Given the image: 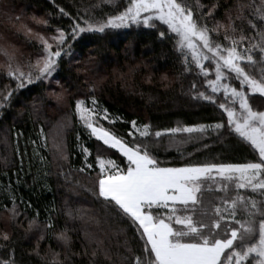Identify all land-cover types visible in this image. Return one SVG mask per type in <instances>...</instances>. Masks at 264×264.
I'll return each instance as SVG.
<instances>
[{"label": "trees", "instance_id": "1", "mask_svg": "<svg viewBox=\"0 0 264 264\" xmlns=\"http://www.w3.org/2000/svg\"><path fill=\"white\" fill-rule=\"evenodd\" d=\"M128 2L0 0V37L6 34L1 29L5 22L17 24L23 16L27 18L24 31L7 29L12 30L10 35L21 39L22 57L14 54L9 61L4 50H0L3 105L0 106V220L5 212L11 215L7 227L0 221V260L11 258L15 264H45L41 256L47 252L50 258L53 249L63 256V244L56 238L61 231L72 237V251L76 253L69 264H135V256L147 255L136 226L98 194L100 173L95 157L101 143L79 120L77 100L92 104L95 98L98 108H106L110 118H117L114 124L102 119L99 122L129 142L142 139L131 127L133 120L138 126L149 124L152 132L160 131V137L148 140L150 150L162 166L244 163L258 159L250 145L226 123L227 114L218 106L222 93L215 94V104L199 95L211 94L207 80L194 63L185 61L175 34L168 31L164 37L160 36L166 25L157 21L156 28L133 24L128 28L106 29L104 33L73 34L75 25L86 27L85 21L118 15ZM185 2L192 6L197 17L217 5L212 16L204 17L209 28L214 26V18L228 23V15L249 36H256L264 28L255 10L264 0ZM248 4L254 7L245 8L243 16L247 19L236 18L238 7ZM39 20H46L47 24ZM249 20L258 28L253 29ZM27 28L33 30L31 34ZM57 30L67 36L54 76L58 87L67 91L66 99L51 95L57 87L39 79L17 89V81L7 74L8 64L28 71V64H34L42 50L35 34L56 35ZM212 35L228 44L223 30L219 36ZM253 54L259 56L258 52ZM205 65L210 67L208 78H214V62L206 61ZM248 70L260 78L259 63ZM234 83L241 87L239 81ZM244 90L248 91L246 87ZM7 92L12 95L5 99ZM249 102L254 110L264 111V95L249 92ZM218 123L225 126L217 129ZM200 125L210 127L191 136L168 131ZM83 147L90 154L82 151ZM108 153L121 168L126 165V158L116 150L108 149ZM213 187L216 190L206 193V201L219 203L224 193ZM245 192L260 199L258 193ZM41 235L43 240L39 239ZM37 244L41 256L36 255ZM93 250H97L94 257Z\"/></svg>", "mask_w": 264, "mask_h": 264}, {"label": "snow or ice", "instance_id": "2", "mask_svg": "<svg viewBox=\"0 0 264 264\" xmlns=\"http://www.w3.org/2000/svg\"><path fill=\"white\" fill-rule=\"evenodd\" d=\"M216 7L212 5L206 14L197 17L185 0H129L118 15L95 22L85 21L86 27L77 24L72 28L73 34L79 35L86 31L104 33L106 29L128 28L133 24L156 28L157 21L166 25L167 28L159 32L160 36L164 37L168 31L175 34L176 45L185 61L194 63L207 80L211 94L200 92L199 95L215 104V94L222 93L218 106L227 114L226 123L258 156L257 160L244 163L162 166L150 150L148 140L160 137V131L152 132L149 124L138 126L133 120L131 127L142 139L129 142L99 122L102 119L114 124L117 118H110L106 108H98L95 98L92 106H86L83 99L77 100L75 106L81 121L90 135L102 142L97 146L95 157L100 173L98 194L131 220L144 241L147 255L135 256V264H264V111L254 110L249 102V92L264 95V59H260L264 57V28L256 36H249L243 27L235 25L232 15H228V23L214 18V26L209 28L204 17L212 16ZM253 7L252 4L240 5L236 18L247 19L243 16L244 10ZM255 10L264 24V2ZM38 22L47 24L46 20ZM248 23L253 29L258 28L251 20ZM221 30L227 45L212 35L219 36ZM32 31L27 28L29 34ZM57 31L59 35L50 38L35 34L46 55L35 64L29 63L28 71L8 64L7 74L17 81V89L34 79H47L56 71L67 39L64 31ZM255 52L259 56L254 55ZM4 54L9 61L14 59L7 49ZM206 61L214 62V78H208L210 67H206ZM258 63L260 78L248 70ZM235 81H239L241 87L238 88ZM11 95L7 92L5 99ZM224 126L218 123L215 128ZM209 127H178L168 131L204 133ZM108 149H115L126 158L123 168L111 158ZM82 151L90 154L86 147ZM214 185L224 193L219 203L206 201V193L216 190ZM240 190L258 193L260 199ZM3 238L8 239L7 233ZM56 238L63 244V256L55 249L50 258L47 252L41 256L39 244L36 255L41 256L45 264H69L71 256L76 255L72 251V237L67 231H61ZM39 239L43 240V235ZM96 254L97 250H93L92 256ZM0 264H15V260L3 259Z\"/></svg>", "mask_w": 264, "mask_h": 264}, {"label": "rangeland", "instance_id": "3", "mask_svg": "<svg viewBox=\"0 0 264 264\" xmlns=\"http://www.w3.org/2000/svg\"><path fill=\"white\" fill-rule=\"evenodd\" d=\"M26 21H27V18L26 17H24L23 16V18H22V20H21V22L20 23H17V24H13V23H8V22H5L3 25H2V27H1V29H2V33H6L5 35H3L2 37H0V50L1 49H3V50H5V49H7V51L11 54V55H14V54H16V55H19L20 57H22L21 56V44H22V42H21V39H18V38H15V37H13L12 35H10L11 34V31L12 30H7V29H16L17 31H19V32H21V31H24V29H25V24H26ZM9 33V34H8ZM59 35V33H56V35H54V34H52V35H50L49 36V34L48 35H43L45 38H50V37H52V36H58ZM50 42H53V41H51L50 40ZM16 43V44H15ZM39 43H40V40H39ZM54 43V42H53ZM41 47H42V50H41V54H40V56H38L37 58H36V60L37 59H39V58H41V57H43L44 55H46V52L44 51V48H43V45L41 44ZM54 48H55V43H54ZM36 60H35V62H36ZM35 62H34V64H35ZM34 70V69H33ZM56 71H57V67H56ZM56 71L55 72H53L52 73V75L50 76V77H48L47 79H44V78H41V79H39V80H42V81H44V82H47L49 85H53V86H56L57 87V89L56 88H54L53 90H52V92H51V95H54V96H56V97H62L63 96V98H65L66 99V96L68 95L67 94V91L65 90V88L64 87H61V86H59L58 87V83H56V81H55V74H56ZM33 75H35V70L33 71ZM37 80V79H36ZM65 99H64V102H65ZM86 106H92V104H87L86 103ZM76 114H77V116H78V118H79V120L81 121V119H80V116H79V113L76 111ZM82 122V121H81ZM83 123V122H82ZM90 131V130H89ZM196 133H199V132H193V133H187V132H184V134L186 135V136H191V135H193V134H196ZM135 134L137 135V136H139V134L138 133H136L135 132ZM134 134V135H135ZM95 138V137H94ZM100 142V141H99ZM100 143H102V142H100ZM115 150V149H114ZM99 166V165H98ZM100 175V174H99ZM98 175V176H99ZM240 191H242V192H245V191H249V190H240ZM10 217H11V215L9 214V213H7V212H5L4 214H2L1 215V223L3 224V226H5V227H7L8 226V224L10 223ZM20 227L21 228H24L23 227V225H20Z\"/></svg>", "mask_w": 264, "mask_h": 264}, {"label": "crops", "instance_id": "4", "mask_svg": "<svg viewBox=\"0 0 264 264\" xmlns=\"http://www.w3.org/2000/svg\"><path fill=\"white\" fill-rule=\"evenodd\" d=\"M122 155V154H121Z\"/></svg>", "mask_w": 264, "mask_h": 264}]
</instances>
